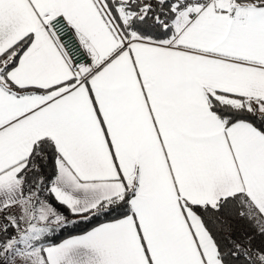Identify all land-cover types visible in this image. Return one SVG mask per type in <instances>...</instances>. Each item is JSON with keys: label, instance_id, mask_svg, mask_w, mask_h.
I'll use <instances>...</instances> for the list:
<instances>
[{"label": "snow or ice", "instance_id": "snow-or-ice-1", "mask_svg": "<svg viewBox=\"0 0 264 264\" xmlns=\"http://www.w3.org/2000/svg\"><path fill=\"white\" fill-rule=\"evenodd\" d=\"M0 264H264V0H0Z\"/></svg>", "mask_w": 264, "mask_h": 264}, {"label": "built area", "instance_id": "built-area-1", "mask_svg": "<svg viewBox=\"0 0 264 264\" xmlns=\"http://www.w3.org/2000/svg\"><path fill=\"white\" fill-rule=\"evenodd\" d=\"M58 32L62 42L66 45L70 53H75L77 48L76 40L71 34V31L64 27H58Z\"/></svg>", "mask_w": 264, "mask_h": 264}, {"label": "trees", "instance_id": "trees-1", "mask_svg": "<svg viewBox=\"0 0 264 264\" xmlns=\"http://www.w3.org/2000/svg\"><path fill=\"white\" fill-rule=\"evenodd\" d=\"M53 203L55 204V201H53ZM55 206L58 208V210H59L60 212H62L63 214H65V215L68 217V219H70V220H79V217H75V216L71 215L66 207L60 206V205H58V204H55ZM93 226H94V225H93ZM71 234H72V235L80 234V229H76V230L73 231ZM67 235H68V234H65V235H64L63 237H61V238H62V239H63V238H67Z\"/></svg>", "mask_w": 264, "mask_h": 264}]
</instances>
